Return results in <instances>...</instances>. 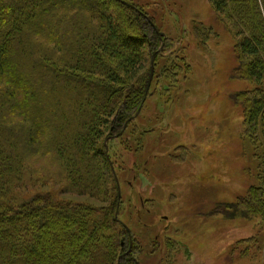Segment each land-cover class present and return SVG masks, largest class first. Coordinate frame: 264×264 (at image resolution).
I'll return each mask as SVG.
<instances>
[{
	"label": "trees",
	"instance_id": "obj_1",
	"mask_svg": "<svg viewBox=\"0 0 264 264\" xmlns=\"http://www.w3.org/2000/svg\"><path fill=\"white\" fill-rule=\"evenodd\" d=\"M210 4L236 40L232 79L254 87L233 100L259 167L260 185L251 189L258 196L249 191L223 214L263 224L264 0ZM174 41L129 0H0V264L133 262L127 248L139 243L115 219L118 189L105 143L136 123L150 96L149 61L160 49L157 61L173 52ZM176 59L164 64L185 69ZM45 159L66 190L108 208L33 192L52 179L35 168Z\"/></svg>",
	"mask_w": 264,
	"mask_h": 264
},
{
	"label": "rangeland",
	"instance_id": "obj_2",
	"mask_svg": "<svg viewBox=\"0 0 264 264\" xmlns=\"http://www.w3.org/2000/svg\"><path fill=\"white\" fill-rule=\"evenodd\" d=\"M129 1L154 18L163 39L175 41L173 52L149 61L150 71L154 61L150 96L136 123L121 140L105 143L121 193L115 218L139 243L127 248L133 262L122 264H264L260 218L223 214L249 191L258 196L251 189L260 185L255 148L233 100L236 92L254 88L232 79L234 34L216 18L210 0ZM170 58L182 59L185 69L167 67ZM146 127L150 132L142 130ZM139 135L142 142H134ZM35 168L52 179L33 192L108 208L66 190L68 183L51 160Z\"/></svg>",
	"mask_w": 264,
	"mask_h": 264
},
{
	"label": "water",
	"instance_id": "obj_3",
	"mask_svg": "<svg viewBox=\"0 0 264 264\" xmlns=\"http://www.w3.org/2000/svg\"><path fill=\"white\" fill-rule=\"evenodd\" d=\"M160 35H162L163 36V34H160ZM155 56L156 55H154L153 56V60H154V58H155ZM154 61H153V63H152V71H151V75H150V80H149V84H148V90L150 89V86H151V84H152V80H153V74H154ZM142 111V108L139 110V113ZM139 113L133 118V119H136V117H138V115H139ZM108 141V140H107ZM118 195H119V197L121 196V193H120V190H119V192H118ZM116 220H118V217H117V215H116V218H115ZM122 223V222H121ZM126 226V225H125Z\"/></svg>",
	"mask_w": 264,
	"mask_h": 264
}]
</instances>
